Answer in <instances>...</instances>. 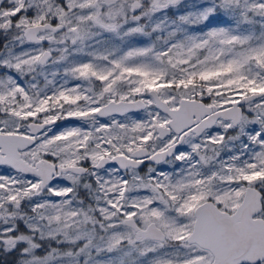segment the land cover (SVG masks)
Returning a JSON list of instances; mask_svg holds the SVG:
<instances>
[{
	"label": "snow or ice",
	"instance_id": "snow-or-ice-1",
	"mask_svg": "<svg viewBox=\"0 0 264 264\" xmlns=\"http://www.w3.org/2000/svg\"><path fill=\"white\" fill-rule=\"evenodd\" d=\"M0 264H264V0H0Z\"/></svg>",
	"mask_w": 264,
	"mask_h": 264
}]
</instances>
